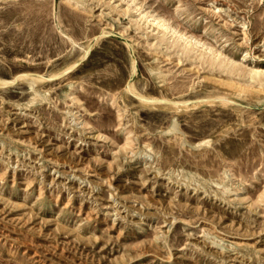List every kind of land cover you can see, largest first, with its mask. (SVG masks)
Masks as SVG:
<instances>
[{
	"label": "rangeland",
	"instance_id": "374dc122",
	"mask_svg": "<svg viewBox=\"0 0 264 264\" xmlns=\"http://www.w3.org/2000/svg\"><path fill=\"white\" fill-rule=\"evenodd\" d=\"M11 78L0 264H264V0H0Z\"/></svg>",
	"mask_w": 264,
	"mask_h": 264
},
{
	"label": "bare ground",
	"instance_id": "6f19581e",
	"mask_svg": "<svg viewBox=\"0 0 264 264\" xmlns=\"http://www.w3.org/2000/svg\"><path fill=\"white\" fill-rule=\"evenodd\" d=\"M37 1V0H36ZM56 15V17H57V23L60 25V23H61V21H60V19H59V16H58V14H55ZM105 29H103V31H104ZM61 31H62V33L64 34V36H66L67 38H69V39H73L68 33H66L65 31H63L62 29H61ZM106 31V30H105ZM107 32V31H106ZM105 33V32H104ZM104 33H103V35H104ZM107 34V33H106ZM102 35V34H101ZM99 36V35H98ZM99 37H101V36H99ZM98 37V38H99ZM97 38V39H98ZM89 49V48H88ZM85 53H87V49L85 48L84 49V53H83V55L85 54ZM86 55V54H85ZM81 59V58H80ZM80 59H77V60H74L73 62H71L66 68H63V70L62 71H60V72H55L53 75H52V77H54V78H60V77H62V76H64L65 74H68V73H70L77 65H79V60ZM134 67H136V66H134ZM133 69V68H132ZM134 70V69H133ZM252 73H255V74H258L259 72L258 71H256V72H252ZM51 76L48 78V79H50V78H52ZM17 78L18 79H23V78H30V88L31 89H33V86H34V84L36 83V82H38V81H41V80H44V79H46V77H44L43 75H41V74H31V73H20V74H18L17 75V77L16 78H14V80L16 79L17 80ZM11 82H13V78H11V79H0V86H5V85H7V84H9V83H11ZM128 83V82H127ZM134 84V83H133ZM132 84V86L128 83V85H130V87H134V85ZM127 86V85H126ZM129 87V88H130ZM127 88V87H126ZM131 89V91H132V88H130ZM133 90H135L134 88H133ZM137 90V89H136ZM135 90V91H136ZM129 91V90H128ZM138 91V90H137ZM136 91V92H137ZM134 92V91H133ZM140 92V91H139ZM139 92L137 93L138 94V96H139V99H140V101L142 102V103H145V104H148V103H146V102H151L150 104L151 105H156L157 103H154V102H158V103H161V104H163V106H167V105H165V100L164 99H162V98H159V97H150V96H147V95H145V94H143V93H141L140 92V94H139ZM33 93L34 94H36L37 93V91L36 90H34L33 91ZM136 94V93H135ZM224 96H227V95H224ZM217 96H215V98H216ZM220 97H222V96H220ZM214 98V97H213ZM223 98V97H222ZM207 99V98H206ZM219 100H220V98H218ZM223 99H225V97L223 98ZM226 99H228V98H226ZM167 100V99H166ZM172 100V99H171ZM203 100V99H202ZM208 100V99H207ZM211 99H209L208 101H210ZM229 101H230V99H228ZM203 101H205V100H203ZM177 102H179V101H177ZM180 102L182 103V101L180 100ZM184 102V101H183ZM186 102V101H185ZM212 102V101H211ZM200 103H201V101H200ZM199 103V104H200ZM227 103H228V101H227ZM194 104V103H193ZM196 104V103H195ZM189 107V105H180V104H175V105H171V106H168V108H170V109H172V110H174V111H181V109L182 108H188ZM209 142V140H202V141H200V142H198L197 144H194L193 146H201V145H203V144H207Z\"/></svg>",
	"mask_w": 264,
	"mask_h": 264
}]
</instances>
